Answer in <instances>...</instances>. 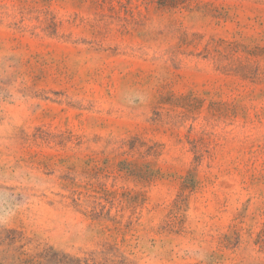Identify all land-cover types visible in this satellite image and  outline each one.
<instances>
[{"label": "rangeland", "instance_id": "1", "mask_svg": "<svg viewBox=\"0 0 264 264\" xmlns=\"http://www.w3.org/2000/svg\"><path fill=\"white\" fill-rule=\"evenodd\" d=\"M3 183L0 264H264V0H0Z\"/></svg>", "mask_w": 264, "mask_h": 264}, {"label": "clouds", "instance_id": "2", "mask_svg": "<svg viewBox=\"0 0 264 264\" xmlns=\"http://www.w3.org/2000/svg\"><path fill=\"white\" fill-rule=\"evenodd\" d=\"M148 100V94L141 90L130 92L122 90L117 103L130 109H141L148 103ZM9 180L12 179L5 178L4 182ZM19 207L20 202L17 200V194L10 189L7 183L0 185V223L8 222Z\"/></svg>", "mask_w": 264, "mask_h": 264}]
</instances>
